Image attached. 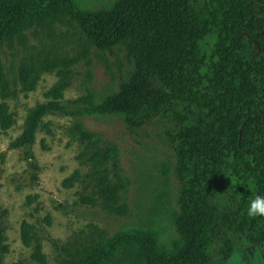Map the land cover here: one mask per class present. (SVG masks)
<instances>
[{
  "label": "trees",
  "instance_id": "obj_1",
  "mask_svg": "<svg viewBox=\"0 0 264 264\" xmlns=\"http://www.w3.org/2000/svg\"><path fill=\"white\" fill-rule=\"evenodd\" d=\"M59 19L98 51L123 49L131 64L129 78L96 114L121 116L131 131L157 117L175 121L168 140L180 186L174 228L181 244L168 254L152 237L131 234L113 247L134 244L145 264H208L215 245V256L226 259L264 243V220L246 215L248 202L264 195V0H114L92 12L78 11L70 0H0V47L12 48L28 29ZM74 64L50 51L22 59L21 92H33L43 74L54 73L57 81L11 148L31 147L44 116L66 114L63 93ZM16 96L0 64L2 130L14 124L6 101ZM92 177L104 205H115L117 188L104 174ZM33 232L22 223L23 246H31ZM31 257L48 264L39 244ZM102 258L90 252L60 264H103Z\"/></svg>",
  "mask_w": 264,
  "mask_h": 264
},
{
  "label": "rangeland",
  "instance_id": "obj_2",
  "mask_svg": "<svg viewBox=\"0 0 264 264\" xmlns=\"http://www.w3.org/2000/svg\"><path fill=\"white\" fill-rule=\"evenodd\" d=\"M70 1L80 12L114 3ZM24 36L12 48L0 47V64L17 93L6 101L14 124L0 128V264H37L31 257L35 244L41 246L48 264L90 252H98L103 264H145L134 244L113 247L118 237L131 234L150 236L160 250L174 253L181 241L174 228L180 186L168 140L173 117H157L131 131L121 116L94 112L131 74L123 49L98 51L72 23L60 19L28 29ZM42 51L75 60L63 93L66 114L44 116L31 147L11 148L57 81L54 73L43 74L33 92L20 91L19 64L28 53ZM95 173L106 175L118 190L117 203L110 208L96 195ZM23 222L34 227L30 247L21 243ZM213 247L208 264H253L257 254L264 264V243L226 259L217 258L218 245Z\"/></svg>",
  "mask_w": 264,
  "mask_h": 264
},
{
  "label": "clouds",
  "instance_id": "obj_3",
  "mask_svg": "<svg viewBox=\"0 0 264 264\" xmlns=\"http://www.w3.org/2000/svg\"><path fill=\"white\" fill-rule=\"evenodd\" d=\"M246 215L253 220H264V195H255L247 204ZM253 264H260L259 254L253 260Z\"/></svg>",
  "mask_w": 264,
  "mask_h": 264
}]
</instances>
